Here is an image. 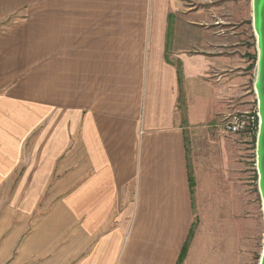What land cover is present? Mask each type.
<instances>
[{
    "label": "crops",
    "instance_id": "1",
    "mask_svg": "<svg viewBox=\"0 0 264 264\" xmlns=\"http://www.w3.org/2000/svg\"><path fill=\"white\" fill-rule=\"evenodd\" d=\"M210 1L0 0V264L210 262L188 135L243 42Z\"/></svg>",
    "mask_w": 264,
    "mask_h": 264
},
{
    "label": "rangeland",
    "instance_id": "2",
    "mask_svg": "<svg viewBox=\"0 0 264 264\" xmlns=\"http://www.w3.org/2000/svg\"><path fill=\"white\" fill-rule=\"evenodd\" d=\"M210 5L220 21L214 29L235 31L227 39L229 44L243 42L231 46L230 52L236 57L230 58V69L213 70V78H220L216 81L213 113L188 135V160L199 204L193 229L202 237L207 236L208 249L213 236V254L208 264H258L264 218L256 136L224 132L230 115L252 111L257 106V47L251 0H211Z\"/></svg>",
    "mask_w": 264,
    "mask_h": 264
},
{
    "label": "water",
    "instance_id": "3",
    "mask_svg": "<svg viewBox=\"0 0 264 264\" xmlns=\"http://www.w3.org/2000/svg\"><path fill=\"white\" fill-rule=\"evenodd\" d=\"M251 15L257 47L254 89L260 117L259 129L256 135V165L264 218V0H251ZM258 264H264V234Z\"/></svg>",
    "mask_w": 264,
    "mask_h": 264
},
{
    "label": "built area",
    "instance_id": "4",
    "mask_svg": "<svg viewBox=\"0 0 264 264\" xmlns=\"http://www.w3.org/2000/svg\"><path fill=\"white\" fill-rule=\"evenodd\" d=\"M260 124L257 106L252 111H242L230 115L224 125V132L228 135L245 133L256 136Z\"/></svg>",
    "mask_w": 264,
    "mask_h": 264
}]
</instances>
